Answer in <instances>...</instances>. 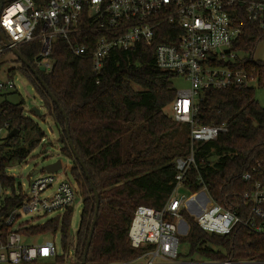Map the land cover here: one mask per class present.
<instances>
[{
	"label": "trees",
	"instance_id": "obj_1",
	"mask_svg": "<svg viewBox=\"0 0 264 264\" xmlns=\"http://www.w3.org/2000/svg\"><path fill=\"white\" fill-rule=\"evenodd\" d=\"M3 1L6 4L8 0ZM240 23L243 33L234 49L251 55L238 68L245 69L258 87L264 88V62L253 58L256 45L264 38V29L246 13L241 15ZM160 41L163 40L129 50L113 49L97 75L90 55L79 58L67 42L57 40L52 72L44 74L38 70L68 116L73 143L100 195L98 220L87 255L91 264L129 263L152 248L150 245L135 248L131 244L129 231L135 211L140 205L156 209L167 205L178 185L176 159L189 153V126L176 122L166 112L176 98L173 85L176 76L156 64L155 51ZM39 45L36 42L21 47L32 65ZM22 64V70L36 86L59 129L62 154L73 160L71 170L82 191L83 208L75 242L70 235L72 207L62 217L43 224L26 222L21 232L32 237L60 231L63 251L74 248L73 262L79 263L94 219L96 198L68 143L60 108L26 64ZM255 90L251 86L205 89L201 93L199 122L225 123L229 130L214 141L198 144L196 163L183 183L188 193L204 189L212 201L241 215L246 208L243 194L251 187L242 176L257 163H264V107L257 101ZM7 111L1 121L9 122L10 131L18 129L19 134L7 135L0 143V187L15 195L16 178L8 175L7 169L16 162L27 161L44 133L24 115L22 103L7 104ZM23 198L21 194L7 196L1 216ZM181 215L189 223L183 240L190 243L191 252L197 253L203 262L264 263V235L250 233L240 225L230 234H212L200 229L186 210ZM167 219L174 220L171 215ZM3 229L10 226L4 224ZM55 258L61 263L64 255Z\"/></svg>",
	"mask_w": 264,
	"mask_h": 264
},
{
	"label": "built area",
	"instance_id": "obj_2",
	"mask_svg": "<svg viewBox=\"0 0 264 264\" xmlns=\"http://www.w3.org/2000/svg\"><path fill=\"white\" fill-rule=\"evenodd\" d=\"M243 13L264 29V0H8L0 12V71L5 54L21 52L22 46L38 42L33 66L49 74L54 67V43L64 40L75 56L90 55L99 75L113 49L152 46L163 40L156 46L157 66L190 82L188 88L177 91L171 104L172 118L189 126V153L176 159V192L184 188L186 174L196 163L198 144L214 141L229 130L225 123L199 122L201 93L205 89H242L256 82L245 69L238 68L245 57L234 49L243 33ZM13 75L11 71L7 80L0 78V143L10 133L9 122L1 120L8 113L7 104H12L7 95L15 88ZM42 172L31 182L28 193L15 192L23 200L2 216L6 197L15 195L0 187V264H36L40 255H64L63 262L56 264H91L74 263V248L58 253L52 240L35 247L24 243L28 237L21 232L25 224L20 222L21 211L40 215L58 212L56 217H62L76 200V185L58 180L56 172ZM242 178L251 186L243 194L246 208L242 215L212 200L206 205L201 198L204 189L193 194L190 202L184 199L178 210L171 207L173 196L163 209L140 205L130 226L131 244L152 248L135 261L107 264H140L141 258L147 259L141 264H182L175 261L181 242L175 219L184 220L182 210L208 233L226 235L240 225L250 233L264 235V163H257ZM169 215L173 221L167 219ZM4 224L10 229L4 230ZM158 258L161 263L156 262Z\"/></svg>",
	"mask_w": 264,
	"mask_h": 264
},
{
	"label": "rangeland",
	"instance_id": "obj_3",
	"mask_svg": "<svg viewBox=\"0 0 264 264\" xmlns=\"http://www.w3.org/2000/svg\"><path fill=\"white\" fill-rule=\"evenodd\" d=\"M242 57H250V53L241 52ZM253 58L257 61L264 62V38L256 45L253 52ZM22 62L17 59V56L13 52H9L2 57L1 60V71L0 78L2 80H7L8 73L13 72V81L15 88L7 95V99L12 104L22 103L23 113L26 117L33 120L44 133V137L36 149L32 152L31 156L24 162H16L11 167L7 169V173L10 176L16 178V191H24L28 193L30 191V184L36 177L44 172L43 168L51 163L61 161L63 167L56 172L58 180L70 181L73 185L77 186V196L74 201L72 208L73 214L70 223V235L74 239L80 224L81 211L83 208V195L80 186L77 184L75 177L72 174L73 160L64 156L61 152L62 144L59 142L60 133L59 129L54 121V119L48 114L47 108L45 106L44 100L41 94L37 90L34 83L28 77V75L22 70ZM173 85L176 90H183L190 86V82L181 76H176L173 78ZM255 90V95L257 101L262 107H264V88H260L257 82H252ZM34 108L40 110V115H37ZM166 112L171 115V105L166 108ZM9 135V132L6 136ZM22 135H25L23 132ZM34 136V134H33ZM36 137V136H35ZM28 142L23 144L27 145ZM35 171L38 173L35 174ZM51 191V190H50ZM50 192L46 193L49 194ZM188 191L183 188H178L173 195V200L171 207L174 210H178L183 204V200L190 198ZM202 200L206 205L211 201V197L207 194L206 196H201ZM208 198V200H206ZM189 200L188 202H190ZM20 222L31 224H43L46 221L53 219L57 216L58 212L50 213L48 215H40L35 212H24L21 211ZM181 218L175 219V222L179 225V234L181 237V242L179 246L180 256L175 261L178 263H190V262H203L200 260V256L197 253L191 252V245L187 240H183L187 235L189 229V223ZM52 240L57 245V252L61 253L62 249V234L60 231L57 234H41L24 239V243L29 246H39L44 244L46 241ZM65 253L69 250L64 251ZM64 259V258H63ZM147 259L141 258L138 263H144ZM72 263V260L69 261ZM157 263H161V259H157ZM36 264H56V258L50 255H40L36 260Z\"/></svg>",
	"mask_w": 264,
	"mask_h": 264
},
{
	"label": "water",
	"instance_id": "obj_4",
	"mask_svg": "<svg viewBox=\"0 0 264 264\" xmlns=\"http://www.w3.org/2000/svg\"><path fill=\"white\" fill-rule=\"evenodd\" d=\"M3 0H0V12L2 10L3 7ZM0 35L3 37L2 32H1V28H0ZM16 56L24 63L26 64V66L32 71V74L36 77L37 81L42 85V87L45 89V91L48 93V95L50 96L52 102L54 104H56L59 108L61 113L63 114L64 118H65V127H66V134H67V139H68V143L72 149V151L74 152L76 159L79 161L80 165L82 166L85 174H86V178L90 181L92 190L94 192V196L96 198V210H95V215H94V219L91 225V229H90V233L88 236V240H87V244L84 250V256H83V260L82 263H86L87 262V255H88V250L90 247V244L92 242V238L95 232V227L97 224V220H98V213H99V208H100V195L99 192L93 182V180L91 179V175L88 171V168L86 166V164L84 163V161L82 160V158L80 157V155L78 154L76 147L73 143V140L71 138L70 135V129H69V123H68V116L66 114V112L64 111L63 107H61V105H59V102L57 100V98L55 97V95L51 92L50 88L48 87L47 83L44 81L42 75L38 72L37 69H35V67L26 59V57L19 51L16 50L15 51ZM35 112L37 115H40V110L34 108ZM255 126H257V124H255ZM19 134V130L18 129H13L12 131H10L9 133V137H15L16 135ZM59 142H61V139H59ZM63 167L62 162L61 161H57L55 163H51L47 166H45L43 168V170L50 172V173H55L57 171H59L61 168ZM42 170V171H43ZM35 173H38V171H35ZM202 196H206V193H202ZM206 200H208V198H206ZM212 264H218V263H212ZM234 264H264V263H234Z\"/></svg>",
	"mask_w": 264,
	"mask_h": 264
},
{
	"label": "crops",
	"instance_id": "obj_5",
	"mask_svg": "<svg viewBox=\"0 0 264 264\" xmlns=\"http://www.w3.org/2000/svg\"><path fill=\"white\" fill-rule=\"evenodd\" d=\"M190 195H193L192 193H189ZM188 233V232H187ZM190 263H195V264H212L213 262H190ZM190 263H182V264H190Z\"/></svg>",
	"mask_w": 264,
	"mask_h": 264
},
{
	"label": "bare ground",
	"instance_id": "obj_6",
	"mask_svg": "<svg viewBox=\"0 0 264 264\" xmlns=\"http://www.w3.org/2000/svg\"><path fill=\"white\" fill-rule=\"evenodd\" d=\"M179 188H183V187H179ZM193 198H194V196L192 195H190V198L189 199H187V201H189V200H193Z\"/></svg>",
	"mask_w": 264,
	"mask_h": 264
}]
</instances>
